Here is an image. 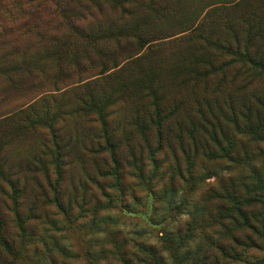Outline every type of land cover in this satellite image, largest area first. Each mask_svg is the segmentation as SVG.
<instances>
[{
	"label": "trees",
	"instance_id": "1",
	"mask_svg": "<svg viewBox=\"0 0 264 264\" xmlns=\"http://www.w3.org/2000/svg\"><path fill=\"white\" fill-rule=\"evenodd\" d=\"M1 1L8 6L0 8V198L11 200L20 228L7 234L0 215V245L7 254L1 264L63 263L52 249L64 252L58 242L51 246L20 217L19 198L31 185L34 200L54 202L72 226L88 212L89 225L81 227L93 229L118 200L128 207L125 198L137 200L138 189L146 185L155 193L150 184L158 179L169 181L173 191L179 179L194 185L215 176L219 186L209 185L207 204L193 209L161 243L131 239L138 260L165 264V251L174 264H189L197 229L207 241L247 230L248 242L258 237L264 242V81L249 80L246 73L237 80L240 91L226 85L241 62L264 73V50L251 53L238 37L235 45L214 38L232 27L217 8L200 18L198 12L180 18L182 0H30L36 7L23 12L14 8L18 0ZM172 18L182 30L170 32L165 21ZM50 19L61 23L51 26ZM187 40L186 58L162 60ZM220 52L231 55L220 57ZM253 115L256 124L249 120ZM16 140L29 141L31 150L19 157L5 154ZM157 154L172 156L171 170L159 166ZM219 159L229 162L228 174L210 165ZM77 161L85 173L79 182L71 173ZM91 162L97 174L88 171ZM211 201L219 203L215 207ZM107 234L111 248L90 250L86 264L101 258L114 264L116 255L130 264L121 230ZM15 238L21 239L18 248ZM28 253L34 262H24Z\"/></svg>",
	"mask_w": 264,
	"mask_h": 264
},
{
	"label": "rangeland",
	"instance_id": "2",
	"mask_svg": "<svg viewBox=\"0 0 264 264\" xmlns=\"http://www.w3.org/2000/svg\"><path fill=\"white\" fill-rule=\"evenodd\" d=\"M1 2L3 3L1 4ZM7 6L8 1L4 2L0 0V8H5ZM35 7L36 3H32L30 0H18L14 8L20 9L23 12L24 10ZM179 8L178 15L180 18L182 15L187 17V14L194 15L197 14V12L200 18L202 14L204 15L212 8H217L216 11L226 18L232 27L231 29H227L223 34H220V31L217 30L220 35L214 38H226L235 45V37H238L243 47L246 45L249 46L251 53H261V51L264 50V0H182L179 3ZM174 17L178 16L174 15ZM173 19L174 18L169 19L170 21H165V26H170V32L182 30L183 27L180 21L176 22ZM50 20L51 26L57 25L58 22L61 23L59 20L58 22L55 19ZM35 21L38 24V21ZM244 21L246 22L242 23ZM181 35L184 36V34ZM184 45L185 47L183 49L181 47L175 49L176 46H174L173 55L167 53L163 56L162 60L170 61L171 59H184L182 56L186 58L190 53L188 52L190 48L188 40L184 41ZM171 52L172 51L169 53ZM219 55L220 57H229L231 54L228 52H220ZM241 64L243 66L238 65L234 67L236 77H229V82L226 83L227 90L229 91H240L237 80L246 76V73L251 75V79L249 80L254 82L258 80L264 81V73L253 70L248 64L245 65L242 62ZM252 74H255L256 77L254 78ZM250 86L251 85H247L246 87L249 88ZM249 94V91H247L245 96H249ZM240 117L239 120L241 123L246 121L245 118L242 116ZM249 120L251 123L256 124V117L254 115L249 117ZM242 135L244 136L240 137L257 138L252 135ZM30 146L32 145L29 141L16 140L4 148V153L11 157L23 156L26 155L27 151L31 150ZM134 147L138 150L136 144H134ZM157 156L159 157V161H161L159 166L170 169V166L174 165L173 158L170 154L167 157L164 154H157ZM147 162L149 161L147 160ZM181 163L185 168L186 164L183 159ZM100 164H103V161H101ZM228 164L229 162L226 159H219L210 163L212 166L219 165L220 173L224 174H228L226 169H224ZM95 167L96 166L91 162L88 166V171L97 174ZM152 167L153 166H149L148 169L151 170ZM195 170L199 173L202 172L200 166L195 168ZM238 170L239 167L236 166L232 172L236 174ZM71 173L73 174V180L77 182L85 178L83 166L79 161L73 165ZM174 184L173 191L171 190L172 184L166 181V179H158L150 184L155 193H149L147 190L149 185L139 188L137 200L127 196L125 202L128 204V207H126L127 205L123 204L121 200H118L113 210L110 212H103L99 216L93 229H84L81 227V224L86 225V227L89 225L91 217L88 212L86 213V217H83L80 222L75 221L72 226L70 222H67V219L60 214L54 202L42 199L36 202L34 200L35 189H33L32 185L27 188L25 194L19 198L21 206L19 205L18 207L22 221L25 220V225L27 224V226L32 228L35 232L44 233L46 235V240L51 246H56L58 242V247L60 246L64 252H59L58 249H54L55 247L52 249L54 250V255L63 262L62 264H64V262L71 264H86L88 252H90V250L98 253L102 245H104L103 248L105 249L111 248L112 244L109 242V239L106 238L108 236L107 233L111 229H120L122 234L118 235V237L125 238L128 241L125 249H123V253L125 257L130 260V264H146L138 260V248L134 246L131 239H140L143 242L154 244L161 243L166 234L174 231L178 225H184L189 220L190 212L193 209H201L202 204H207L205 192L209 185H212L214 188H218L219 186L215 176L205 178L202 181L194 183V185L191 182L185 183L182 179L174 182ZM114 191L116 194V188ZM8 201L7 203L4 198H0V215L4 222V231L7 232V234H18L20 228L15 223L14 207L11 205V200ZM182 203H184V207ZM218 203L219 202L211 201L209 204H215L216 207ZM92 204L93 203H90V205ZM87 206L85 207L87 208ZM209 208L211 207L209 206ZM40 214L43 215V218H38ZM45 214L48 216V219H45ZM53 222L56 224L59 223L60 227L55 229L51 225ZM206 232L215 239L219 238L218 233L213 228H207ZM246 233L247 230H243L237 233L234 238L232 236H224L223 239L220 237L221 240L213 242L207 241L205 235L201 233V229H197L196 237L189 243L192 256L187 260L189 264H195L196 262L198 264H258L260 260H264V242L259 237L254 239L253 242H248L245 236H243ZM15 240L18 248L21 244V239L15 238ZM221 242L222 248L220 245ZM185 250L186 249H183L181 252ZM70 252L77 254L78 258L72 259L63 254ZM139 253L141 256H144L140 250ZM162 253L164 255L165 264H174L168 253L165 251ZM5 257H7L6 251L3 246L0 245V264L6 261ZM22 258L24 262H34L30 253ZM110 261L114 262L111 259ZM105 263L106 261L102 258L97 262V264ZM48 264H51L50 261H48ZM114 264L124 263L120 257L116 255V262Z\"/></svg>",
	"mask_w": 264,
	"mask_h": 264
}]
</instances>
